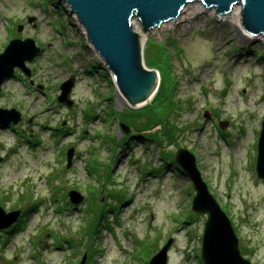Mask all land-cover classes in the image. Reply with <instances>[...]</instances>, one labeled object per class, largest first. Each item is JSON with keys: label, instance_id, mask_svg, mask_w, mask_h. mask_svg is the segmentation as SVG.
I'll return each mask as SVG.
<instances>
[{"label": "rangeland", "instance_id": "374dc122", "mask_svg": "<svg viewBox=\"0 0 264 264\" xmlns=\"http://www.w3.org/2000/svg\"><path fill=\"white\" fill-rule=\"evenodd\" d=\"M218 17L215 9L190 10L147 32L142 61L159 82L151 100L131 107L65 2L0 0V52L13 38L41 48L26 62L30 74L15 69L1 88L0 107L17 109L21 119L0 129V205L29 209L23 230L0 231V264H78L83 255L86 264H147L169 238L167 264H202L206 215L191 209L192 182L172 160L179 147L193 154L242 255L264 264V179L255 171L264 35L244 40L238 26ZM70 76L68 107L56 96ZM161 79V97L174 104L162 112L168 135L146 137L150 131L139 127L145 114L123 111L146 109ZM126 134L132 137L122 145L110 139ZM69 147L75 152L66 169ZM72 188L85 195L78 206L67 200Z\"/></svg>", "mask_w": 264, "mask_h": 264}, {"label": "water", "instance_id": "95a60500", "mask_svg": "<svg viewBox=\"0 0 264 264\" xmlns=\"http://www.w3.org/2000/svg\"><path fill=\"white\" fill-rule=\"evenodd\" d=\"M71 5L79 22L83 25L87 39L104 65L112 74L119 91L129 104L138 105L146 101L158 86L155 69H147L142 61V51L137 44V34L129 27L130 16H138L145 28L160 24L163 20L178 16L181 7L191 0H65ZM223 14L237 2L242 3V24L253 33L264 35V0H198ZM22 26H18V32ZM34 40L26 38L10 39L0 53V89L2 83L18 68L29 75L27 61L39 54ZM75 78L70 76L59 85L57 101L71 106L70 91ZM205 115V114H204ZM20 112L14 108H0V128L17 123ZM223 128V127H222ZM127 131V127L124 128ZM73 148L67 150V167L71 164ZM190 178L196 191L191 209L205 213L201 238L200 257L203 264H251L239 249L238 239L231 220L208 191L194 156L187 149L178 148L173 158ZM256 175L264 179V117L261 120L257 140ZM69 200L78 204L83 195L76 190L68 193ZM20 215V210L5 211L0 206V230L8 229ZM166 244L154 254L148 264H166ZM79 264H84V257Z\"/></svg>", "mask_w": 264, "mask_h": 264}, {"label": "bare ground", "instance_id": "6f19581e", "mask_svg": "<svg viewBox=\"0 0 264 264\" xmlns=\"http://www.w3.org/2000/svg\"><path fill=\"white\" fill-rule=\"evenodd\" d=\"M62 2L63 3L65 2V4H67V6H69V8L71 10V5L69 3H67L65 0H62ZM240 6H242V3L237 2V3H235V4H233L231 6L230 11L227 14H220L216 10H215V14H216L217 17L219 16L218 18H220V19H228L235 26H238L239 28H237V29L240 30V36L242 37V39L249 41V40H251V39H253L255 37L253 36L252 32L247 27L244 26L246 29L243 27V24H242V21H241L242 13L240 12V8H241ZM214 9L215 8L212 7V6H208L207 7V5L205 3H203V2H201V1H200V3L198 2V4H196L194 2H191V1H188L181 7V9L179 10L180 12H179L178 16L182 17L184 15V13H186L187 11H190V10H192V11H194V10L195 11L196 10L197 11H202L203 10L204 13H207V12H210V11L213 12ZM71 14H73L74 18L77 20L78 24L81 26L82 30L84 31V34L86 35V31H85L83 25L79 22V19H78L77 15L75 14V12L71 11ZM178 16L175 17V18H172V19L163 20V22H161L160 24H157V25L155 24L154 26H151V27H149L147 29V28L144 27L143 23L141 21H139L138 16L136 17L135 15L132 14V16H130V18H129V27H130V29L134 30L135 26H138L139 28H141L140 34L136 32V34H137V44H138L139 50L141 49V51H142L144 49L143 48L144 47V41L147 38V35H146L147 32H150L152 30H156L157 28L164 29V28H166V27H168L170 25L175 24L177 22L176 21L177 18H179ZM241 30H244V31L242 32ZM262 38L264 39V37H262ZM38 48L40 50L39 51V53H40L41 52V48L39 46H38ZM157 76H158V74H157ZM157 81L159 82V77H158ZM116 90H117V93L120 96V98L123 101H127V99L119 91L118 86H116ZM155 92H156V89L153 91V93L150 95V97L144 102L147 103L149 100H151V98L154 96ZM144 102L141 103V104H138L136 106H141V105L144 104Z\"/></svg>", "mask_w": 264, "mask_h": 264}, {"label": "trees", "instance_id": "16d2710c", "mask_svg": "<svg viewBox=\"0 0 264 264\" xmlns=\"http://www.w3.org/2000/svg\"><path fill=\"white\" fill-rule=\"evenodd\" d=\"M161 84H162V79L160 80L157 98H155L153 100V102L150 103L148 107H146V109L145 108L141 109V110H144V112H140L141 110L137 111V110H132V109H127V110L123 111L125 113L133 112V113H131L132 116L133 117L137 116L139 118L141 117V116H139L140 113H141V115L143 113L145 114L144 115V120L140 124L139 127H141V129H142L141 131H144V130H149L150 131L149 134H144L146 137H151V138L155 137V135H157V133L159 131H160V134L168 135L167 132H166L167 131V127H168V124H167L168 119L166 118V116L162 115V112L167 106L170 107L171 109H173L174 104H172L173 103L172 100L170 102H167L164 97H161ZM128 113L126 115H128ZM91 114H92L91 112L85 113V115H84L85 119L86 120L90 119L89 116H91ZM137 117H135V118L137 119ZM123 118H124V116H123ZM136 122H138V120ZM157 125H163V128H159V129L153 130V128L156 127ZM110 137L109 138L111 139V141L114 144L118 143L119 145L120 144L122 145V143L125 142L126 140H128L129 138H131L132 135L130 136L129 134H126V135L123 136V138H121L117 142H116V139L113 136H110ZM169 158H171V156H169ZM92 189H94V188L92 187ZM91 192L93 194L91 205L95 206L96 205V203H95V201H96V192H95V190H92ZM28 209H29V207H27L25 210H23V213H24L25 217L23 216L24 218L20 217L18 219V221L14 224L13 229L11 230V233H14V232H16V231H18L20 229L23 230V227H24V225L26 223V219H28V216L25 215V211L28 210Z\"/></svg>", "mask_w": 264, "mask_h": 264}, {"label": "flooded vegetation", "instance_id": "af4514ba", "mask_svg": "<svg viewBox=\"0 0 264 264\" xmlns=\"http://www.w3.org/2000/svg\"><path fill=\"white\" fill-rule=\"evenodd\" d=\"M14 77H15V75H13ZM105 206H107V205H105Z\"/></svg>", "mask_w": 264, "mask_h": 264}]
</instances>
